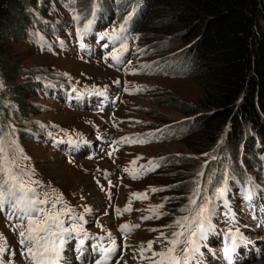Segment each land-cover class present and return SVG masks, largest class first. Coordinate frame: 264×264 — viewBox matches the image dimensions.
<instances>
[{
	"label": "rangeland",
	"instance_id": "rangeland-1",
	"mask_svg": "<svg viewBox=\"0 0 264 264\" xmlns=\"http://www.w3.org/2000/svg\"><path fill=\"white\" fill-rule=\"evenodd\" d=\"M43 3H46V7L55 3L57 10H48L46 17L47 20L56 23L55 29L62 30L60 45L57 44L56 38L51 36L49 37L51 43L40 48L29 40L16 41L4 47L18 62L17 70L22 71L13 83L30 82L31 87L27 90L23 88L20 94L25 115L27 114L25 125L22 127L23 137L13 133L15 126L11 124V118L6 120L0 129H3L4 136L9 140L13 134V141L28 157L20 161L21 168L26 170L29 177L26 183L31 182L29 186L35 188L38 198H50L49 204L38 207L43 208L45 212L62 209L67 212L71 209L61 217L64 226L71 227L75 224L82 227L88 234L85 241L90 250V245L95 244L109 247L111 241L108 232H111L112 239L118 247L107 264H116L117 260L119 264H150L148 259L141 258L139 252L141 245L147 248L148 241H155L152 251L159 252L167 248V241L160 233L163 232L164 236L173 239L171 233L178 231L179 228L166 226L173 225L177 218L192 214L181 211L191 196L168 191L169 188L166 187L176 181L173 180L171 171L160 166V162L155 160L156 157L165 160L167 156L173 154L180 156L192 154L198 156L191 157L190 162L194 164L198 163L200 157L201 161L208 157L192 151L182 139L174 137L153 140L148 145L134 142L133 145L127 143L126 146H124L126 140L122 138H128L127 135L131 132L129 137L134 141V132H141L147 128L157 131L207 112L208 110L201 109L205 97L203 86L189 75L144 73L141 64L150 63L152 60L150 58L133 59L132 64L127 67L124 63L118 64L108 58L102 52H111L118 48L119 42L109 40L106 42L108 48H104L102 47L104 43H101L98 37L105 31L119 29L124 21L121 22L117 17L95 14L91 18L94 19L92 28L81 41L77 32L84 24L75 27L73 16L62 6H57V0H43ZM150 12L151 9L149 13L147 11L137 28L140 49L150 43L146 38L152 33L149 28L153 18ZM60 22H64V25L57 27ZM31 29L39 30L36 27ZM81 43L85 47H81ZM79 49H85L86 51H83L92 59ZM170 54L156 59L167 58ZM135 64L136 69H132ZM134 70L139 72L134 73ZM84 90L88 93L94 91V94L83 95ZM103 91L110 93L116 101L111 102L104 113L98 115L91 112L89 102L98 98ZM176 100L185 104V107H173L171 104ZM11 104L16 105L17 102L11 100ZM104 118L108 123L103 121ZM97 132L102 134L97 135ZM96 136L103 143L98 142ZM105 137L113 138L112 144L116 141L114 146L106 143ZM84 138L87 140L78 145ZM247 138L249 141L252 136ZM69 139L75 140L76 143H68ZM83 144L95 151V154L88 153L87 148L81 149ZM73 145L78 149L73 148ZM261 145L255 149H261ZM96 154H99V157ZM243 155L241 149L240 158ZM153 161L158 165L155 170L143 173L141 166L153 167ZM138 170H141V174L137 178L129 174ZM93 173L97 176H93ZM191 179L192 177L189 180ZM189 180L183 183L184 189L190 188ZM249 181L252 183L250 186L255 188L254 179L251 177ZM242 185L245 187V183ZM154 188L162 190L152 191ZM246 190L241 193L242 203L237 199L231 200L227 209L223 206L219 208L225 216H234L235 222L227 218L215 225L206 226L204 236L196 238L199 252L195 260L198 264H229L223 256V250L230 246L233 234L236 238L242 234L248 244H241L240 248L234 251L231 264H261L264 261V198L251 196V199H248L245 195ZM145 192L147 199H136L132 196L133 193ZM167 195L173 196L174 199L168 200ZM57 197L61 202L52 208L51 201H55ZM161 204L163 208L159 211L164 214L160 218L142 219L152 215L153 206ZM126 206H130L131 211L122 215L117 214V209L123 210ZM85 207L90 211L85 212ZM10 212L12 209L7 206L0 209V234L4 238L19 231L13 226L20 221L16 215L11 218ZM81 216L82 220L76 219ZM98 221L109 227L105 233L101 230L100 233L96 231L99 227L103 228L100 223H96ZM125 223L139 227L131 232L122 233L120 226ZM158 237L160 238L157 239ZM82 238L83 233L70 239L64 251L79 248L78 240ZM183 247L181 245L178 248L176 255L183 254ZM249 247L258 251L259 255L256 256L254 253L251 257ZM9 249L15 255L11 257L5 255L3 258L5 261L11 259L13 264H28L21 256L23 248L19 240L11 242ZM69 251L66 252L67 255L70 254ZM143 255L150 257L151 252L146 251ZM92 256L94 261L103 260V256L95 252H92ZM60 264H64L62 260ZM71 264L85 263L81 259L80 262L73 260Z\"/></svg>",
	"mask_w": 264,
	"mask_h": 264
},
{
	"label": "trees",
	"instance_id": "trees-1",
	"mask_svg": "<svg viewBox=\"0 0 264 264\" xmlns=\"http://www.w3.org/2000/svg\"><path fill=\"white\" fill-rule=\"evenodd\" d=\"M56 4L72 16L80 15L77 27L93 17L94 0H76L71 6L66 0H57ZM95 5V14L115 16L121 22L135 9L126 40L133 59H152L141 64L144 73L189 75L203 86L201 109L207 112L157 131H141L146 145L174 137L182 139L192 151L207 154V159L201 161L200 157L196 164L190 162L191 157H198L192 154H173L165 160L156 157L176 181L168 184V191L192 197L198 183L199 206L205 202L208 205L209 197H216L221 188L244 192L249 186V173L264 185V0H95ZM150 9L152 33L146 36L150 43L140 49L137 28ZM48 10L56 11L55 3L46 7L43 0H0V126L3 128L11 118L13 131L22 137L27 114L20 94L31 86L30 82L13 83L22 71L17 70L18 62L4 47L29 40L40 48L51 43V36L60 43L62 30L47 20ZM169 53L167 58L156 59ZM11 100L17 104H11ZM171 105L185 107L178 100ZM257 142L262 144L259 150L255 149ZM241 149L244 155L240 158ZM188 180L191 186L184 189L183 183Z\"/></svg>",
	"mask_w": 264,
	"mask_h": 264
},
{
	"label": "snow or ice",
	"instance_id": "snow-or-ice-1",
	"mask_svg": "<svg viewBox=\"0 0 264 264\" xmlns=\"http://www.w3.org/2000/svg\"><path fill=\"white\" fill-rule=\"evenodd\" d=\"M66 2L71 6L75 5L76 0H66ZM95 0L92 15L95 16ZM72 11L75 13V8H72ZM135 14V9L129 13L125 18L124 22L120 25L119 29H112L111 31H105L98 38L103 40L108 38L114 42H119V47L115 48L108 55L112 58L115 63L122 64V56L128 51V44L124 41L127 39V25L131 20L132 16ZM74 20L81 19L79 14L73 16ZM94 19H89L84 24L83 28L78 30V35L83 41V37L89 30L92 28ZM63 43V42H61ZM108 44H102V47L108 48ZM81 47H85L81 43ZM107 59V57H105ZM131 63V61H128ZM3 85L0 83V88ZM139 90V89H138ZM152 135V134H149ZM126 142H147L141 141L139 138L136 141H133L131 138H122ZM68 143L75 144V140L69 139ZM111 155V153H110ZM207 155V154H205ZM28 159L23 155V150L19 148L18 144L7 139L3 130L0 129V209H3L5 206L12 209V212L9 213V216L16 215V218L20 223L14 225V229L19 230L18 235L20 237L19 243L23 248L21 256L28 264H60L63 259L62 253L65 246L73 237H79L83 233L84 238L78 240L79 248H76L78 253V258L83 256L84 253V244L85 240L88 238V234L84 232L82 227H79L73 224L71 227H65L64 222L61 219L62 216L66 215L67 212H70L71 209L59 211H50L45 212V210L38 205L49 204L50 198L40 199L36 196V191L34 187H30L29 183L25 182L26 170L22 169L20 166V161ZM135 164V161L132 162ZM153 167L141 166L143 173L148 171H154L155 167L158 166L155 161L152 162ZM141 170L136 172H129L133 178H137L141 174ZM128 171V169H125ZM199 175H203L200 173ZM162 189H152V191H161ZM200 186L197 183L193 189L192 197L189 199V205L181 209V211H188L192 213L190 216H183L177 218L174 221L173 225H167L166 227L177 226L178 231L171 233L173 239H169L164 236V233L161 232L160 236L163 237L168 244V247L155 252L152 251V246L155 241H148L147 248L141 245L139 252L142 259H148L150 264H192L195 260L196 255L199 252L197 237H202L205 234L206 221L209 219L211 210L208 207L207 203L201 204L199 207H196L193 211V207L197 204V199L200 196ZM218 195L223 197L225 190L218 189ZM252 190H246V195L248 199H251ZM132 196L136 199H147V192L145 193H133ZM111 199V195H109ZM60 198L57 197L55 201H51V207L55 208L56 203H60ZM131 201H129L130 205ZM163 208V204L158 206H153L151 209L152 215L142 217V219H152L160 218L164 213L160 212L159 209ZM85 212L90 211L89 208L85 207ZM117 214L122 215L124 212L131 211L130 206H126L123 210L117 209ZM17 213H19L17 215ZM76 219L82 220L83 217H77ZM193 224H195V229H193ZM139 225L130 226L125 223L120 226V231L122 233L131 232L135 228H138ZM153 231H157L153 229ZM2 238V234H0ZM108 238L111 241L109 247H104L100 244L90 245L92 252H95L103 256V260L96 259L93 264H107V261L111 256H113L117 251V245L114 239H112L111 232H108ZM158 237L157 239H159ZM240 243L244 244L242 234L240 235ZM6 240L0 239V264H13V261L9 259L5 261L3 257L5 255L14 256L15 253L11 252L8 248L5 247ZM183 245V254L176 255L177 249ZM239 247V244L236 242V235H232V245L225 247L223 250L224 258L229 261L231 264L232 256L235 249ZM151 252L150 257H145L144 252ZM116 264H119L117 260Z\"/></svg>",
	"mask_w": 264,
	"mask_h": 264
},
{
	"label": "bare ground",
	"instance_id": "bare-ground-1",
	"mask_svg": "<svg viewBox=\"0 0 264 264\" xmlns=\"http://www.w3.org/2000/svg\"><path fill=\"white\" fill-rule=\"evenodd\" d=\"M258 156V155H257ZM232 157V156H231ZM232 159V158H231ZM258 160V159H257ZM253 162V161H252ZM250 163H251V161H250ZM258 163V162H257ZM253 165V164H252ZM245 218V217H244ZM261 264H264V261L263 262H261Z\"/></svg>",
	"mask_w": 264,
	"mask_h": 264
}]
</instances>
